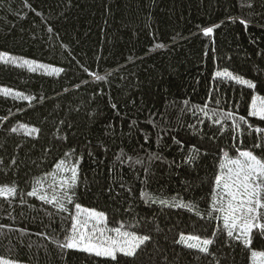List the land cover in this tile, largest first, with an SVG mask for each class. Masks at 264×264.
<instances>
[{"label":"trees","instance_id":"16d2710c","mask_svg":"<svg viewBox=\"0 0 264 264\" xmlns=\"http://www.w3.org/2000/svg\"><path fill=\"white\" fill-rule=\"evenodd\" d=\"M0 57L16 62H0V189L12 191L0 194V260L250 264L264 253V227L246 247L212 206L223 153L264 163V120L249 116L264 99V0H0ZM76 208L145 240L115 259L70 249Z\"/></svg>","mask_w":264,"mask_h":264},{"label":"snow or ice","instance_id":"6c2138e0","mask_svg":"<svg viewBox=\"0 0 264 264\" xmlns=\"http://www.w3.org/2000/svg\"><path fill=\"white\" fill-rule=\"evenodd\" d=\"M205 36L212 35L211 31L204 32ZM0 62L2 63H13L16 64L15 61H10L7 57H0ZM19 66V65H17ZM30 69L35 67L39 68V65L31 66L26 65ZM223 77H226L227 79H232L230 75L227 73L221 74ZM237 83H243V81L237 80ZM248 87H252V85H246ZM4 95H9V93L5 92ZM255 110V108H254ZM260 119H264V110H261L259 114ZM241 157L244 161L247 162V164H242L241 161L233 160L231 161V165L235 166L234 174H230L227 178L221 176L220 179L216 181L217 185H221L222 182L227 179V183H224V192L225 195L230 197V200L228 202V209L229 212L224 218V226L225 228H230L232 230H235L237 227V224L239 220L233 216V213H240L239 219H244L246 221L244 227L239 229V232L243 234L245 237L248 236L249 232L251 231V222L255 221L256 214L258 213V210L261 208H264V203L261 202V196L264 195V163H261L260 161L256 160L253 156L250 154L244 152L241 153ZM74 173V170H73ZM73 182L75 181V174H73ZM257 180L260 181L259 184L255 183ZM250 181L252 183H250ZM62 183H67L66 181ZM7 193L8 195L12 194L11 190L8 189H0V194ZM33 195H36V193H33ZM223 199V197H221ZM55 203V201H53ZM253 205L255 207H253ZM63 211V209H61ZM78 212H81L80 209H77ZM87 217L90 219H96L99 222H103L102 216H97L96 213L89 212L87 213ZM77 224H79V221H77ZM256 227H261L258 223L256 224ZM229 235H232V231L229 232ZM97 233L92 232L90 236H86L85 232L79 233V238H76V235L74 234L72 242H69L67 244L68 248H74L76 245H83L79 247L77 250L88 252L91 251L92 254L100 256L105 255L108 257H111L112 259H115V254L117 252L122 253L125 256H133L135 254V248L138 247L140 244H142L143 240H137L136 237H132L131 239L133 241H136L135 245H132L129 242L128 247H124L123 245H119L116 242H109V241H101V245L109 244V247H103L96 245L92 242V237H96ZM100 236H103V233H100ZM128 238L125 237V240ZM247 244V240L245 241ZM204 247L199 248L201 252H204L207 248L210 241H205ZM63 246V245H62ZM191 246V245H189Z\"/></svg>","mask_w":264,"mask_h":264},{"label":"rangeland","instance_id":"374dc122","mask_svg":"<svg viewBox=\"0 0 264 264\" xmlns=\"http://www.w3.org/2000/svg\"><path fill=\"white\" fill-rule=\"evenodd\" d=\"M206 31H210V30H206ZM44 71L49 73V74L58 73L56 70L51 69V68L45 69ZM224 73H227V72H224ZM227 74L232 77L231 80L243 81V83H240L242 85H245V86L246 85H252L250 82H247L243 79H239L230 73H227ZM252 87H253V85H252ZM252 87H249V88H252ZM254 108H255V110H254ZM261 110H264V99H262L261 97H259L257 95H254L252 102H251V105H250V108H249V116H253L255 118L260 119L259 114H260ZM262 120H264V119H262ZM248 154H250V153H248ZM251 156H253V155H251ZM233 160H238V161H241L242 164H247V162L244 161L243 158L241 157V153L235 154L233 156H229V154L223 153V155L221 156L220 164H219L217 178H216V180L214 182V186H213L212 206L217 211L221 225L227 231V233L232 231V235L234 237H236L237 239H240V241L246 247H250V234H251V232L254 231L256 228L262 229V227H264V224H263L264 223V208H261L258 210V213L256 214L255 221L251 222V231L249 232L247 237H245L243 234H241L239 232V229L244 227V225L246 223V221L244 219H239V217L241 215L240 213H233V216L239 220L235 230H232L230 228H225V226H224V218L229 212L228 202L230 200V197L225 195V192H224V183H227V179H225V181L222 182L221 185H217L216 181L218 179H220L221 176L227 178L230 174H234L235 166L231 165V161H233ZM256 160H258V159H256ZM258 161H260V160H258ZM66 175H67L66 170L63 169L61 166V168L58 170V176L55 175L54 177H52V180H54L58 186V190L56 193L57 198L59 195L64 194V191H63V185L64 184L62 182L64 181L63 179L65 178ZM250 183H252V182L250 181ZM255 183L259 184L260 181L257 180ZM262 186H264V185H262ZM40 191L42 193L47 192V191H49V187L46 185H43V187L41 188ZM38 192L34 191V193H36V196L44 197L43 194H39ZM221 197H223V199H221ZM263 200H264V195L261 196V202L262 203H264ZM51 201H54V199H51ZM253 207H255V206L253 205ZM77 209H80L81 212H78ZM89 212L95 213V212L87 210V209H82V208H76L75 209L74 218H73L74 222H73V228H72L71 235L64 239V240H66V247H67V244L69 242H72L74 234L76 235L77 239L79 238L80 232H85L86 236H90L92 232H96L97 236L92 237V242L96 245L103 246V247H109L111 242H116L117 244L123 245L124 247H128L129 242L132 245H135L136 241H133L131 239L132 237H136L137 240H143V241L145 240L144 237L139 236V235L133 233L132 231H130L129 229L123 228L122 226L115 225L114 227H110L105 219H103V222H99L96 219H90L87 217V213H89ZM96 215L101 216L97 213H96ZM77 221H79V224H77ZM261 221H263V223ZM257 223L261 227H256ZM100 233H103V236H100ZM125 237H127L128 239L125 240ZM104 240L109 241L110 243L105 244V245H101V241H104ZM246 240H247V244L245 242ZM81 246H83V245H76V247H74V249H78ZM138 247H136L135 250ZM192 247H194V249L195 248L199 249L201 247V244H200V242L194 243L192 245ZM87 253L92 254L91 251H88ZM118 255H123V254L120 252H117L115 254V256H118ZM99 257H108V256L100 255ZM0 264H19V263H9V262H6L5 260L4 261L0 260ZM250 264H264V253L252 250L250 253Z\"/></svg>","mask_w":264,"mask_h":264}]
</instances>
